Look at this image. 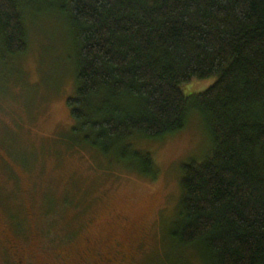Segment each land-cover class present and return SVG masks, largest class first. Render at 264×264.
I'll return each mask as SVG.
<instances>
[{"label": "trees", "instance_id": "obj_1", "mask_svg": "<svg viewBox=\"0 0 264 264\" xmlns=\"http://www.w3.org/2000/svg\"><path fill=\"white\" fill-rule=\"evenodd\" d=\"M42 7L75 47L68 139L154 175L137 145L182 131L194 109L214 145L181 167L171 236L202 264H264V0H0V62L28 51Z\"/></svg>", "mask_w": 264, "mask_h": 264}, {"label": "rangeland", "instance_id": "obj_2", "mask_svg": "<svg viewBox=\"0 0 264 264\" xmlns=\"http://www.w3.org/2000/svg\"><path fill=\"white\" fill-rule=\"evenodd\" d=\"M38 10L27 16L28 51L0 62V252L12 242L38 264H106L120 245L127 259L116 264H202L171 234L181 167L213 149L207 120L193 109L182 131L137 145L152 154L154 175L75 146L73 38L65 18ZM214 81L182 87L190 98Z\"/></svg>", "mask_w": 264, "mask_h": 264}, {"label": "flooded vegetation", "instance_id": "obj_3", "mask_svg": "<svg viewBox=\"0 0 264 264\" xmlns=\"http://www.w3.org/2000/svg\"><path fill=\"white\" fill-rule=\"evenodd\" d=\"M10 243H11V247L14 248V250L10 251V254H8L10 256L8 258H7L8 255H6L5 252L4 253L0 252V264H10V263L11 264H38L39 263V262L34 261L32 259V257L25 255V253L21 254L19 251L15 250V248H16L15 245H13L12 242H10ZM118 246L121 249V246L120 245H118ZM4 248L8 250V248L6 246H4ZM120 249H117L114 252L113 260H111V261L107 260L106 264L107 263L116 264L115 262H119L120 258L123 260L127 259L126 252L121 251ZM122 252H124V253H122ZM1 254H3L4 256H1ZM8 261H10V263Z\"/></svg>", "mask_w": 264, "mask_h": 264}]
</instances>
